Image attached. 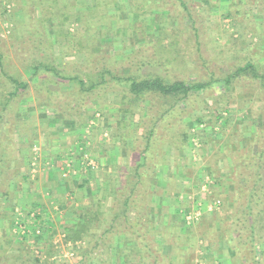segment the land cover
<instances>
[{"label":"rangeland","instance_id":"rangeland-1","mask_svg":"<svg viewBox=\"0 0 264 264\" xmlns=\"http://www.w3.org/2000/svg\"><path fill=\"white\" fill-rule=\"evenodd\" d=\"M188 1L191 19L188 12L177 8L174 0H39L36 7L31 6L30 0H1L0 54L5 74L29 85V91L21 99H13L0 120V136L7 127H14V159L7 181L0 183V219L10 226L12 237H0V251L4 254L10 248L13 255L3 258L1 264H80L86 241L78 239L74 244L67 241L64 227L73 226L79 212H90L89 207L100 202L105 214L96 234L102 232L112 202L111 182L104 180L106 172H111L112 166L124 167L125 154L133 156L134 165L142 159L129 150L131 138L119 129L118 123L128 122L122 109L130 105L145 107L149 101L120 102L107 89L85 105L79 116L72 113L70 120L47 110L34 95L29 77L32 67L39 62L53 61L59 67L79 69L99 59V66L102 63L119 66V72L130 75L128 65L148 60L156 64L155 68L163 65L160 74L144 68L140 73H132L138 79L161 76L166 83H208V87L189 94L180 105L182 110L172 112V124L160 126V143L150 157V161L160 162L154 183L156 195L151 198L152 220L162 231L171 222L178 226L179 233L173 232L164 242L155 236L154 245L165 256H171L172 241H178L179 234L202 233L203 225L198 222L203 214H207L205 221L211 227L213 216L231 208L227 196L233 197L234 164L257 130L264 133V88L260 80L249 74L233 77L227 85L222 80L248 62L264 74V0ZM40 37L45 41L43 46L39 45ZM28 38L32 41L30 45ZM89 76L95 77L94 73ZM11 89L0 73V101ZM64 92L74 95L76 88L71 84ZM155 96L147 99H155L158 106L167 107L176 101ZM183 136L186 142H181ZM260 145L264 146V136ZM58 153L68 164L62 166L59 179L63 180V186L69 185L70 191L40 193L39 203L53 215L52 221L48 213L46 217L43 215L42 207L39 206L38 217L36 205L26 201L27 198L24 204L20 203L16 196H33L37 172L42 170L39 164ZM90 159L96 168H82ZM120 168L115 169L119 175L126 172L125 167ZM261 172L264 174V163ZM25 176L26 181L22 179ZM196 176L197 189L193 185ZM72 177L76 178L73 183ZM166 178L172 181L169 185ZM83 183V189L79 188ZM4 193L6 198L1 196ZM185 200L190 203L187 211L180 206ZM214 227L219 232V226ZM37 229L39 234L35 233ZM194 243L191 264H222L215 253L232 249L215 233L198 236ZM115 244L123 246V236ZM181 245L179 242V247L185 249ZM116 246L109 248L112 263L127 264L118 257ZM100 250L94 254H101ZM222 258L240 263L236 256Z\"/></svg>","mask_w":264,"mask_h":264},{"label":"trees","instance_id":"trees-1","mask_svg":"<svg viewBox=\"0 0 264 264\" xmlns=\"http://www.w3.org/2000/svg\"><path fill=\"white\" fill-rule=\"evenodd\" d=\"M30 1L33 4L31 6L34 7L39 2V0ZM174 1L177 8L188 12L190 17L191 13L187 9L189 1ZM26 40L29 45L32 43L31 39ZM44 42L40 37L39 45L43 46ZM99 62V59L93 60L89 65L79 69L75 66L59 67L53 61L46 64L39 62L32 67V73L29 77L33 84L32 90L39 103L47 110L60 113L65 118L69 117L70 120L72 113L79 116L85 105L103 95L107 89L112 90L115 96L120 99V102L132 104L140 99L146 103L149 101L145 107L137 105L134 108L133 105H130L128 108L122 109L128 115V122H124L125 124L118 123L119 129L131 138L129 150L132 153L137 152L142 159L134 165L132 164L133 156L128 157L125 154L124 158L127 159V163L124 164L125 173L119 175L117 172L119 170H115L120 168L118 166H112L111 172H106L107 176L104 180L111 182L109 195L112 202L107 210L109 218L103 224L102 232L96 234L100 218L105 214V211L101 209L100 202L92 204L89 207L90 212H87L88 214L79 212V218L74 221L73 226L64 227L67 241L72 244L78 239H85L86 241L85 247L81 250L79 263L113 264L109 248L116 246L115 241L118 237L123 236V246L119 247L118 245L115 249L119 254L118 257L125 259L127 264H191L193 263L190 257L192 255L191 249L194 248L195 244L194 240L198 236L204 237L208 232L219 235L221 241H227L228 245L235 250V256L241 264H259L261 260L257 258L261 256L260 247L264 241V174L261 172L264 163V146L260 145L264 133L261 129L257 130L256 134L252 136L250 145L246 147L240 159L234 164L231 177V195L233 197L227 196L231 202V208H225L226 210L222 214L218 212V215H216L217 213H215L216 217L213 216L211 227L205 221L208 218L207 214H203L198 222V225H203L204 230H202V233L198 236L193 232L179 234L178 241H172L170 247L172 255L165 256L154 245L155 236L159 237V242H164V238L170 237L173 232L176 235L179 232L178 226L173 225L171 222H168L162 231V227L156 228V224L152 220L151 198L156 191L154 183H156L155 180L159 175L160 162H152L150 157L156 151L158 143H160L161 132L159 129L166 124H172L170 120L172 112L182 110L180 105L187 101L190 93L202 90L208 87L209 84L195 82L188 84L179 81L166 83L161 76L138 79L132 73H140L144 68L146 70L150 69L149 72L160 74L163 65L159 64V68H155L156 64L148 60L138 62L135 66L128 65L129 68L126 70L131 71L130 75L122 72V70L119 72V66L107 65V63H102L99 66ZM3 63L4 58L0 54V73L5 76V80L12 86V89L4 94L0 101V120L9 109L13 99H21L23 93L29 91L27 81L6 77ZM91 73H94L95 77H90L89 74ZM242 74H249L253 79L260 80L264 88V74L258 73L255 66L249 62L245 66L239 67L222 82L227 85L230 79ZM71 84L75 86L77 94L72 95L64 92V88ZM155 95L172 97L176 101L167 107L165 105L158 106L155 99L154 101L147 99L156 97ZM153 103H156V105ZM154 105L156 106L155 110L153 109ZM130 125L131 128L129 129ZM8 128L4 135L0 136L1 185L7 181L10 164L14 159L12 149L14 127L9 128V130ZM183 141H187L186 137L181 142ZM124 167L120 169L122 170ZM22 179L26 181L27 177H22ZM164 180L168 185L172 182L170 178ZM197 180L198 176H196L193 183L196 189L198 187ZM78 187L83 189L84 183ZM86 189L89 190V188ZM183 192L190 193L189 190ZM1 196L6 198L5 193ZM180 206L187 211L190 203L185 200ZM214 225L219 226V232L214 230ZM175 234L174 236H176ZM179 242L182 243L185 249L179 247ZM212 243V240L208 241L209 246ZM101 246H103V250H100ZM105 248L107 249L105 250ZM99 250L101 254H94L95 251Z\"/></svg>","mask_w":264,"mask_h":264},{"label":"crops","instance_id":"crops-1","mask_svg":"<svg viewBox=\"0 0 264 264\" xmlns=\"http://www.w3.org/2000/svg\"><path fill=\"white\" fill-rule=\"evenodd\" d=\"M62 159L63 158L61 157L60 153L56 154L55 156H50V158H45V160L43 159V161H41V163L39 164L40 166H38L40 169L42 168V170H38V172H37V179L38 180L35 181V184H34L36 186L37 190L36 191L33 190V196L31 195V193H30L31 196H28V197L27 196H24V195L16 196V197H19L20 203H23L24 204L25 203V200L24 199L27 198L26 201L32 203L33 206L36 205L35 212L37 213L36 215H38V217H39V206H40V207H42L45 210L44 213H43V215L45 217H46V215L48 213L50 219L52 220V218H53V215L50 213V211H48V209L45 208V205L44 206L43 205H40V203H39V197L40 196L39 195H41V194L44 195V192L47 191V190H50L51 193L55 192L54 190H56L57 193H61L62 191L64 193H67V192L70 191V190H68L69 189L68 188L69 185L68 184H65L63 186V184H62V181L63 180L62 179L61 180L59 179V172L60 171L62 172L64 170L63 167L67 164V162L66 163L63 162ZM68 161L70 162L69 159H68ZM68 173H69L68 174L69 175V178L68 179L70 180V174L71 173H70V171ZM68 175H66L64 177L66 178ZM39 176H41V177L39 178ZM44 176L46 177V179H43ZM72 178H75V177H72ZM75 180H76V178L73 179L71 182L73 183V182H75ZM44 181H46V182H44ZM67 181L68 180L66 179L65 182H67ZM67 183H69V182H67ZM71 190H73V189H71ZM92 196H94V195L91 194V197ZM91 197H89V200L91 202H94L93 198H91ZM63 207H64V205H63ZM47 219H48V217H47ZM52 221H54V220H52ZM1 232H3L2 235H1ZM6 235L10 236V238L12 239L11 233H10V226H8V224H5V220H1L0 219V237L1 236H6ZM260 248H261V251L262 252H261V257L259 258V260H261L259 264H264V241L262 242V245H261ZM10 250L11 249L9 248L8 252H4V254H2V252L0 251V264L3 262L2 261L3 258L6 259L8 256L13 255V254H10V253H12V251H10ZM215 254H216L215 256H219L218 257L219 262H222V264H233L230 261H228V259L222 258V257L223 256H229V258H230L231 256H235V250L228 249L227 248V250L225 252L219 251L218 253H215ZM239 264H241V263H239Z\"/></svg>","mask_w":264,"mask_h":264},{"label":"built area","instance_id":"built-area-1","mask_svg":"<svg viewBox=\"0 0 264 264\" xmlns=\"http://www.w3.org/2000/svg\"><path fill=\"white\" fill-rule=\"evenodd\" d=\"M67 166H68V164H67ZM82 168H84V169H95L96 167H95V164H94V162L90 159V160H88L85 164L83 163L82 164ZM67 170L68 171H70V169H69V167L67 168ZM66 170V171H67ZM67 174H68V172H67ZM65 172H64V176H66L67 175ZM26 227V226H25ZM22 233L24 234V231L22 230ZM35 233L36 234H39V229H37L36 231H35Z\"/></svg>","mask_w":264,"mask_h":264}]
</instances>
